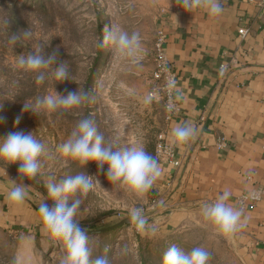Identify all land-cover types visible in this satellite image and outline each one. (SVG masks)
<instances>
[{
  "label": "rangeland",
  "instance_id": "1",
  "mask_svg": "<svg viewBox=\"0 0 264 264\" xmlns=\"http://www.w3.org/2000/svg\"><path fill=\"white\" fill-rule=\"evenodd\" d=\"M173 2L0 0V138L18 131L32 133L44 146L35 177H22L18 162L0 160V171L12 189L24 186V199L38 213L42 200L54 204L48 197L49 183L81 173L92 177L93 186L86 193L78 190L70 194L68 199L69 204L80 201L74 220L84 230L112 227L132 208L144 207L152 200L151 189L137 193L119 181L110 182L95 162L83 165L64 156L60 146L79 121L87 118L103 135L105 146L111 144L114 151L143 146L153 156L165 109L145 101L155 67L157 21ZM106 28L129 36L138 33V48L129 55L111 43L100 46ZM37 48L45 57L55 52V63L35 71L20 67L19 58ZM60 64L68 70V79L63 81H57L54 74ZM40 73L45 75L42 83L36 79ZM68 91L86 92L87 99L79 106L55 111L37 104L46 96L56 92L66 95ZM25 104L29 111L23 110ZM40 220V226L0 228V264H65L62 241L46 233L41 215ZM229 238L204 219L202 225L184 226L168 236L161 235L157 226L137 229L123 225L89 233L87 246L90 261L103 257L107 264H161L164 253L173 245L186 254L194 248L206 250L207 264H243Z\"/></svg>",
  "mask_w": 264,
  "mask_h": 264
},
{
  "label": "crops",
  "instance_id": "2",
  "mask_svg": "<svg viewBox=\"0 0 264 264\" xmlns=\"http://www.w3.org/2000/svg\"><path fill=\"white\" fill-rule=\"evenodd\" d=\"M213 2L191 0L186 8L180 0L157 21L176 71L179 108L166 121L164 111L160 131L180 165H158L150 195L160 206L149 212L146 226L168 236L202 225L204 204L228 191L226 203L242 211L243 225L229 239L243 264H264V0H220L223 11L217 15L210 12ZM239 27L249 29L244 40L237 35ZM222 63L230 65L225 83L218 77ZM179 125L194 126L196 133L173 146L169 141ZM254 189L261 192L260 200L239 208L237 198ZM11 190L0 171V228L42 225L25 199H9Z\"/></svg>",
  "mask_w": 264,
  "mask_h": 264
},
{
  "label": "clouds",
  "instance_id": "3",
  "mask_svg": "<svg viewBox=\"0 0 264 264\" xmlns=\"http://www.w3.org/2000/svg\"><path fill=\"white\" fill-rule=\"evenodd\" d=\"M186 8H191V0H182ZM223 11L220 0H214L210 12L213 15ZM139 34L131 36L126 32L116 29H105L104 38L100 46L111 43L120 51L127 50L128 54L134 53L139 46ZM57 54L51 53L47 57L40 54L37 48L26 57L21 56L18 60L20 67L26 70H39L55 63ZM57 81L68 79L67 67L63 64L55 68ZM37 82H43L45 75L40 73ZM170 84L174 86L175 81ZM87 99L86 92L68 91L66 95L56 92L54 96H46L37 101L38 105L45 106L48 110L55 111L57 108L69 109L79 106L82 100ZM151 97L146 99V103ZM171 110V106H169ZM24 111H29L28 105H24ZM16 123H19L17 119ZM196 133L191 125H179L172 131L170 144L175 146L186 143ZM44 150L42 143L38 142L32 133L12 132L6 137L0 138V160L9 164L19 163L17 169L22 177L32 178L40 171L39 156ZM61 153L73 160H79L84 165L95 162L99 171L105 175L110 182H121L130 190L137 193L149 190L154 180L159 176L157 160L147 153L143 146H124L114 151L111 144L105 146L104 137L98 133L90 119L79 121L72 131L68 140L60 146ZM105 165L107 168L105 169ZM93 186L92 177L86 174H77L67 177L58 183L47 185L48 197L54 202L49 205L47 200H42L39 205V213L46 233L62 241L65 251V264H107L103 257H96L90 261V250L87 246L88 233L80 227L78 221L74 220L76 209L80 205L79 200L69 204V195L80 190L84 193ZM256 194L253 193V196ZM230 193L223 192L213 203H206L203 206L204 217L211 221L223 234H229L238 230L242 211L226 203ZM25 198L24 186L17 185L9 193L11 201L19 202ZM131 220L138 229H143L147 223L141 208L130 210ZM209 253L202 248H194L190 253H184L175 245L169 247L162 257L161 264H207Z\"/></svg>",
  "mask_w": 264,
  "mask_h": 264
},
{
  "label": "built area",
  "instance_id": "4",
  "mask_svg": "<svg viewBox=\"0 0 264 264\" xmlns=\"http://www.w3.org/2000/svg\"><path fill=\"white\" fill-rule=\"evenodd\" d=\"M180 0H174L172 8L179 7ZM249 33V29L246 27H239L237 30V35L241 40H244ZM166 36L163 29L158 27L156 41H155V67L152 70L149 81L147 98L151 97V102L161 104L165 109V121L169 120L174 113L179 111L178 105L174 100V89L176 85V71L168 60L164 48ZM230 65L222 63L218 68L219 80L223 83L227 81V76L229 74ZM171 81H175L174 86L170 84ZM171 106V110L169 108ZM223 142H219L218 146H222ZM154 158L157 160L159 166H173L178 167L180 165V160L176 157L175 151L172 146L165 142L164 131L161 130L155 139L154 143ZM249 180V179H248ZM253 193L256 195L253 196ZM261 192L254 189L249 193L242 194L237 198V204L239 208H245L247 206H252L260 200ZM160 206L159 202L152 198L148 201L143 210V216L157 210ZM127 217H130V213ZM126 217V218H127ZM131 218V217H130ZM131 226H136L132 223ZM138 229V228H137Z\"/></svg>",
  "mask_w": 264,
  "mask_h": 264
},
{
  "label": "water",
  "instance_id": "5",
  "mask_svg": "<svg viewBox=\"0 0 264 264\" xmlns=\"http://www.w3.org/2000/svg\"><path fill=\"white\" fill-rule=\"evenodd\" d=\"M134 223L130 217H127V218H124L123 220H121L118 224L112 226V227H109V228H105V229H100V230H85L88 234H92V233H100V232H104V231H107V230H113V229H116L120 226H123V225H128V224H132Z\"/></svg>",
  "mask_w": 264,
  "mask_h": 264
},
{
  "label": "trees",
  "instance_id": "6",
  "mask_svg": "<svg viewBox=\"0 0 264 264\" xmlns=\"http://www.w3.org/2000/svg\"><path fill=\"white\" fill-rule=\"evenodd\" d=\"M153 157H154V144H153ZM34 208V207H33ZM35 209V208H34ZM143 264H147L145 263V261L143 262Z\"/></svg>",
  "mask_w": 264,
  "mask_h": 264
}]
</instances>
